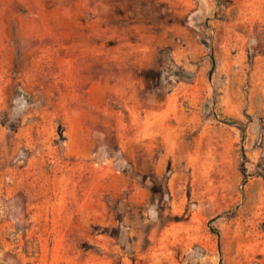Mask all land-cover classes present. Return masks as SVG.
I'll use <instances>...</instances> for the list:
<instances>
[{
    "label": "rangeland",
    "instance_id": "rangeland-1",
    "mask_svg": "<svg viewBox=\"0 0 264 264\" xmlns=\"http://www.w3.org/2000/svg\"><path fill=\"white\" fill-rule=\"evenodd\" d=\"M0 264H264V0H0Z\"/></svg>",
    "mask_w": 264,
    "mask_h": 264
}]
</instances>
